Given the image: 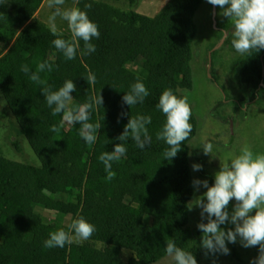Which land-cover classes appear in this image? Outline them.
<instances>
[{"label": "trees", "instance_id": "obj_1", "mask_svg": "<svg viewBox=\"0 0 264 264\" xmlns=\"http://www.w3.org/2000/svg\"><path fill=\"white\" fill-rule=\"evenodd\" d=\"M42 1L6 0L0 4L4 52L0 92L40 163L33 166L0 155V264H153L167 256L169 240L193 252L197 260L205 257L200 230L191 235L186 227L187 203L192 197L188 144L196 134L194 113L192 133L171 161L163 157L166 143L156 139L166 120L156 107L162 92L171 88L180 96L179 89L191 88L192 20L203 0H168L152 17L110 4L122 0H77L75 7L87 11L97 23L100 37L92 41L94 53L84 55L78 50L73 60H66L52 44L56 37L47 24L33 17ZM126 1L133 6L137 0ZM85 3L92 8L85 9ZM64 38L71 36L64 34ZM80 46L82 49V40ZM137 59L143 76L127 67ZM45 60L54 68L40 75L53 91L72 79L77 90L71 95L79 105L102 96L103 103L90 120L101 125L91 147L79 136L78 124L67 130L63 127L59 134L51 131L62 115H52L41 86L21 71L23 64L35 71ZM89 73L95 75V83L87 82ZM237 77L245 88H264V49L244 56ZM137 80L150 95L143 104L129 108L122 97ZM138 114L152 118L147 125L151 144L140 149L131 137L121 142L127 147L126 156L113 163L116 176L107 181L99 156L120 143L117 137L129 116ZM209 182L213 184L214 177ZM61 194L70 199L61 200ZM36 208L71 220L84 217L97 231L81 244L46 249L43 245L49 234L68 227L44 222ZM119 249L131 250L136 257L123 262Z\"/></svg>", "mask_w": 264, "mask_h": 264}, {"label": "clouds", "instance_id": "obj_2", "mask_svg": "<svg viewBox=\"0 0 264 264\" xmlns=\"http://www.w3.org/2000/svg\"><path fill=\"white\" fill-rule=\"evenodd\" d=\"M5 3L6 0H0V4ZM47 3L49 8H54L47 22L51 34L56 37L52 44L63 53L64 58L75 59L78 50L84 55L94 53L96 47L92 41L99 39L100 30L97 23L89 18L87 11L78 7H63L65 0H47ZM208 3L218 6L221 15L233 22L231 44L237 53L250 57L264 49V0H208ZM84 8L91 9L92 4L85 3ZM57 18L67 22L71 32L70 39L64 38L63 30L57 26ZM53 68V63L47 60L39 62L35 71L27 64L21 65V71L29 75L31 81L41 86V93L47 106L52 110V115H62L59 125H52L51 131L59 134L65 125L78 124L79 136L91 147L97 141L101 125L91 123L90 120L95 108L102 105V96L90 97L80 106L70 107L73 100L71 93L77 90L74 81L68 79L58 90L53 91L47 81L41 78L40 73L45 70L51 72ZM86 80L88 83H95L96 77L89 73ZM149 95L146 85L137 80L122 97V101L132 108L137 104H143ZM156 107L166 117L161 130L156 133V139L166 143L168 147L163 152V157L171 161L181 151L182 144L189 139L193 130L190 123L193 110L189 93L185 90L183 95L178 96L173 89L167 88L160 95ZM151 123L152 118L148 115L129 116L123 132L117 137L120 143L115 144L112 151L100 154L99 161L107 173V181L113 180L116 176L112 170L113 163L126 156L127 147L121 142L131 137L140 149L150 146L152 137L147 125ZM213 148L211 142H206L202 147L203 153L215 157ZM202 167L199 163L192 165L194 171H201ZM192 186L196 192H199L200 188L206 189L187 203L189 210L194 206L200 209L201 220L197 227L202 234L200 247L204 250L205 257L218 253L230 254L228 243L235 244L239 240L244 248L258 247V255L252 259L251 264H264V153L255 152L250 146H245L238 155L221 161L219 170L214 173L213 184L209 185L207 179L194 178ZM233 200L235 204L230 213L229 205ZM224 225L234 227L226 229ZM67 227V231L61 228L50 233L44 241V248H63L73 243L81 244L91 239L97 231L96 226L84 217L71 220ZM165 252L173 264H198L193 252L178 247L172 240L167 242Z\"/></svg>", "mask_w": 264, "mask_h": 264}, {"label": "rangeland", "instance_id": "obj_3", "mask_svg": "<svg viewBox=\"0 0 264 264\" xmlns=\"http://www.w3.org/2000/svg\"><path fill=\"white\" fill-rule=\"evenodd\" d=\"M160 0L158 4L161 2ZM119 9L129 10L126 0L110 2ZM65 8L75 7V0H65ZM54 11L46 2L40 11V17L48 22V16ZM195 36L191 43L192 58L190 70L192 84L190 89H179L180 95L185 90L189 93L190 104L196 119V134L189 141L188 164L192 180L194 178L207 179L214 177L219 170L221 161H226L238 155L245 146L253 151L264 153V88L248 89L238 81L237 73L244 59L231 44L234 32L233 22L221 15V9L203 0L193 16ZM66 31L67 22L57 18ZM0 45V57L4 53ZM127 67L137 75L143 76L142 64L139 59L129 63ZM80 106L74 100L70 107ZM65 125L64 129H69ZM211 142L214 145L213 155L203 153V144ZM0 155L21 163L40 166V163L30 148L26 138L19 131L15 118L0 92ZM201 164V171H194L192 165ZM210 185V182H209ZM206 189L194 191L193 200ZM59 198L68 201V194H61ZM235 201L231 202L232 208ZM36 212L44 222H57L68 226L71 218L60 213L36 208ZM200 209H188L187 230L192 235L200 222ZM234 227V226H232ZM227 229V228H226ZM101 248L102 244L96 243ZM230 254H216L201 257L198 264H251L258 255V247L244 248L239 240L235 244L228 243ZM118 255L123 262L135 258L134 252L119 249ZM153 264H173L170 257L165 256Z\"/></svg>", "mask_w": 264, "mask_h": 264}, {"label": "crops", "instance_id": "obj_4", "mask_svg": "<svg viewBox=\"0 0 264 264\" xmlns=\"http://www.w3.org/2000/svg\"><path fill=\"white\" fill-rule=\"evenodd\" d=\"M76 1L75 0V5H76ZM160 0H137L136 3L133 5L132 9L140 14L146 15V16H154L155 14L158 13V11L164 6V4L168 1V0H162L159 4ZM47 2V0H43L39 6V8L37 9V11L34 14V18L41 20L42 22L47 24V21H44L41 17H40V11L42 9V7L44 6V4ZM111 4V3H110ZM57 26L58 28H60L61 30H63L64 34L71 36V32L66 31L60 24L57 22Z\"/></svg>", "mask_w": 264, "mask_h": 264}]
</instances>
